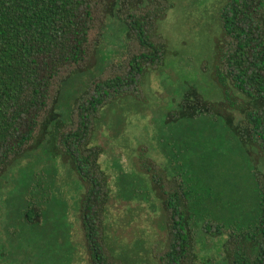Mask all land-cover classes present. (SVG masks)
Wrapping results in <instances>:
<instances>
[{
	"label": "trees",
	"instance_id": "1",
	"mask_svg": "<svg viewBox=\"0 0 264 264\" xmlns=\"http://www.w3.org/2000/svg\"><path fill=\"white\" fill-rule=\"evenodd\" d=\"M173 7L172 0H0V179L39 149L73 169L84 186L78 213L89 264H126L109 242L114 189L101 162L106 151L94 140L111 106L144 103L149 73L170 53L159 23ZM109 17L125 28L124 48L65 104L74 79L97 66ZM219 26L211 76L223 97L188 84L157 136L162 159L145 148L140 179L118 163L128 196L153 192L161 204L159 264H264V0H225ZM55 187L52 169L34 175L23 224L46 221Z\"/></svg>",
	"mask_w": 264,
	"mask_h": 264
},
{
	"label": "rangeland",
	"instance_id": "2",
	"mask_svg": "<svg viewBox=\"0 0 264 264\" xmlns=\"http://www.w3.org/2000/svg\"><path fill=\"white\" fill-rule=\"evenodd\" d=\"M174 7L159 23V32L169 41L165 65L146 79L144 103L125 100L111 106L100 122L94 143L105 153L101 162L111 174L114 195L108 210L109 242L126 264H159L153 247L164 241L161 204L155 193L150 199L128 196L118 185L119 166L135 179L145 176L140 154L162 159L157 136L166 132L167 112L175 106L188 84L197 85L210 99L223 97L211 76L215 46L220 36L219 13L225 0H172ZM125 28L109 17L97 66L77 76L66 89L64 103L84 87L114 54L124 48ZM54 171L55 200L40 226L22 222L26 186L36 173ZM143 183V182H142ZM135 184L139 189L143 184ZM84 192L79 175L62 162L54 161L47 149H39L11 167L0 179V264H89L85 233L79 219Z\"/></svg>",
	"mask_w": 264,
	"mask_h": 264
}]
</instances>
